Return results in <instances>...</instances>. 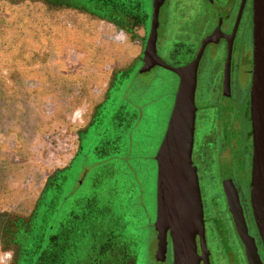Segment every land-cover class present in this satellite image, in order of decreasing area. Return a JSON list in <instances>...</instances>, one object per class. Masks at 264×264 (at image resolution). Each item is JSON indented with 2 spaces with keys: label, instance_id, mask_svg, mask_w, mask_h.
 <instances>
[{
  "label": "rangeland",
  "instance_id": "374dc122",
  "mask_svg": "<svg viewBox=\"0 0 264 264\" xmlns=\"http://www.w3.org/2000/svg\"><path fill=\"white\" fill-rule=\"evenodd\" d=\"M140 1L148 12L147 21L144 26L127 29L70 4L0 0V264H15L16 247L20 252V243L24 246L23 258L41 260L43 250L39 246L46 231L43 218L35 214L38 198L48 180L73 159L79 147V136L91 123L86 138L90 142L93 138L96 141L99 131L108 142L107 129L113 124L118 132L127 134V143H134L135 138L140 141L137 147H127L138 158L152 216L155 156L165 137L179 80L177 74L167 68L156 66L149 72H139V61L151 28L154 0ZM217 11L207 0H166L160 11L157 51L171 64L185 63L196 51L201 30H211L217 17L219 22L222 12ZM230 14L226 27L231 28L237 9ZM177 29L185 32L177 46L181 51L172 57L169 53L175 45L165 38L172 34L178 37L174 35L178 34ZM220 49L225 52L224 44ZM206 63L199 74L196 101L202 109L197 116L192 163H198L199 149L204 153L202 200L212 241L218 211L224 214L220 174L227 168L220 164L223 154H219L218 113L213 107L216 100L213 92L221 88L218 78L222 65ZM129 79L132 85L127 88ZM242 80L245 83L244 78ZM113 81L117 85L111 92ZM248 88L249 84L246 90L237 87L238 105L244 103ZM121 105L127 107L123 108L127 120L118 115L119 110H123ZM239 116L231 132L241 146H247L239 153V174L234 178L244 203L243 192L247 191L251 173L252 138L247 134L251 131L250 119L241 111ZM132 132L138 135L132 137ZM120 143L121 139L120 142L115 139L113 147L109 143L103 150L110 152L111 178L102 180L93 196L79 198L81 210L71 219L73 215L61 218L59 230L55 229L51 236L52 239L56 238L54 235L65 237L64 257L75 256L81 264H89L90 258L96 259V264L103 263L95 248L90 257L85 256L83 252L89 248H79L84 241L93 238L102 241L112 233L115 242H126L130 213L134 225L133 245L138 244L140 238L139 212L136 207H128L127 190L117 184L125 181L128 185L127 175L122 177L117 164V153L123 150L117 146ZM123 165L125 167L126 163ZM85 189H90L89 185ZM216 205L218 210H215ZM8 221L11 223L7 226ZM155 235L154 230L153 239ZM154 244L155 241L150 242L132 264H157L149 257L151 251L154 254ZM113 250V254H120L115 247Z\"/></svg>",
  "mask_w": 264,
  "mask_h": 264
},
{
  "label": "water",
  "instance_id": "95a60500",
  "mask_svg": "<svg viewBox=\"0 0 264 264\" xmlns=\"http://www.w3.org/2000/svg\"><path fill=\"white\" fill-rule=\"evenodd\" d=\"M166 0H154L151 28L144 48V66L148 71L159 65L179 77L174 106L165 137L156 154L158 165L157 219L159 245L166 249L170 233L174 242V264H198L196 236L200 234L205 246L203 202L197 168L192 163L196 129V90L201 58L208 44L227 39V57L223 74V90L231 91V62L234 40L247 0H242L231 34L222 28L220 16L217 27L201 43L196 57L188 64L174 66L167 63L157 51L160 10ZM253 59L250 97L247 114L251 121L252 155L249 196L252 213L264 246V0H253ZM224 168V167H223ZM223 188L227 197L237 233L245 245L249 264H263L255 238L249 233L238 190L228 171H222ZM165 259V251L157 253Z\"/></svg>",
  "mask_w": 264,
  "mask_h": 264
},
{
  "label": "flooded vegetation",
  "instance_id": "af4514ba",
  "mask_svg": "<svg viewBox=\"0 0 264 264\" xmlns=\"http://www.w3.org/2000/svg\"><path fill=\"white\" fill-rule=\"evenodd\" d=\"M242 0H207V2H210L211 5L218 10L222 14L220 15L222 17V24L221 28L226 34H231L232 30L234 28L235 22L233 23V26L226 27V21L227 17H231L229 15L230 12L237 9V14L235 17V21L240 9ZM62 5L68 4L67 2H61ZM252 4L253 0H247L241 21L238 27V30L236 32L235 40H234V47H233V53H232V62H231V91L230 94H225L223 90V74H224V68L226 63V57H227V39L225 37H222L218 43H210L207 45L204 54L201 58L199 70H198V83H197V90H196V99H197V92H198V86H199V74L200 70L204 64L205 61H207L206 64H221L222 70L221 74L218 78L219 83H221L220 89H215L213 98L216 100L213 102V107L216 108L218 113V129L217 134L220 137L219 140V154H223L222 158L220 159V164L227 168V171L229 170L230 175L233 178V181L235 183V176L239 174V164L237 162V159L239 157V150L241 146L239 145L237 141V137L232 134L231 130L233 129L232 125L234 124V119L236 114H240L241 112H244L245 115L247 114V104L250 97V85H251V78H252V59H253V23H252ZM71 6V5H70ZM153 11V10H152ZM161 11V10H160ZM217 11V12H218ZM218 12V13H219ZM93 13V12H91ZM95 14V13H93ZM96 15V14H95ZM246 20L244 21V19ZM220 19V17H219ZM160 20V19H159ZM179 22V21H178ZM218 17H217V23L213 26V28L209 31H202V36L199 38L197 42L196 51L191 56V58L186 61L183 64L180 65H174L171 64L162 54L158 52V54L167 61V63L174 65V66H183L188 63H190L197 55L198 50L201 46L202 40L210 34L218 25ZM161 27V22L160 26ZM182 28V26H180ZM179 29L175 30L178 31ZM185 32L182 29L178 31V34H174L178 37L173 36V34L166 35V40L169 42L174 43V50L173 52H170L169 55L172 57H175V55L181 51L180 47L178 46V43L181 42L182 35ZM159 38V33H158ZM164 41V38H163ZM166 41V42H167ZM158 44V41H157ZM221 44H224L225 46V52L223 53L221 49L219 50V46ZM211 46V47H210ZM223 55V56H222ZM144 53L141 55V59L139 61V72L140 73H146L151 71L154 67H161L162 66L156 65L152 67L148 71H141V69L144 66ZM178 77V75H177ZM245 80V83L243 82V79ZM179 80V77H178ZM114 81L112 83V86L110 88V91L114 90L116 88V81L115 84ZM247 84H249V88L247 91V97L244 101V103L241 105H238L236 102L237 99V87L241 88L244 87L246 90ZM132 85V80L129 79L128 87ZM134 90L135 88H132ZM246 94V92H245ZM112 96V95H111ZM246 96V95H245ZM131 100L133 101V97L131 95ZM127 104H130L129 100H126ZM133 105V104H131ZM197 105V101H196ZM134 106H136L134 104ZM139 106V105H138ZM197 116L198 112L202 109L200 104L197 105ZM136 111L139 112L138 107H136ZM139 116V115H138ZM197 116H196V127H197ZM93 123H91L88 128L85 131H82L80 138V143L77 152L75 153L73 159L70 161L69 164H67L65 167L61 168L57 171V173L48 180L45 190L47 188H53L55 186V183H58L61 187V190L58 192L60 204L63 206L62 209V215L65 218L66 216L73 215L75 217V214L81 210L80 207V200L82 198H89L93 196L96 192L97 186L101 183L102 180H107L111 178L112 169L110 167V158H109V151L104 152L103 150L106 149L108 145H106L103 136V132H97L96 135V141L94 142L95 138L92 139V141H88L86 138H88V131L92 127ZM196 132V129H195ZM91 144H90V143ZM86 143V144H85ZM91 145L89 148L88 146ZM228 145V146H227ZM227 146V147H226ZM234 148L236 150V155H231V150ZM226 153V154H225ZM202 152L200 150H197V160L198 163H194L193 165L197 168L198 178H199V184H200V190H201V196L203 198V185H202V176H203V169L201 168V164L204 161ZM156 157V156H155ZM155 166H156V172L154 175V181H153V192H152V222L151 226L153 229L152 236L154 234V230L156 233V239H153L151 237L150 242L154 243V254L153 251L149 254V257H152L153 260L157 264H174L175 259V248H174V242L172 240V237L170 233H168L167 237V245L166 249L164 247H160L159 245V238H158V232L155 229V221L157 219V183H158V165L157 160L155 158ZM221 169V167H220ZM235 171H237L235 173ZM222 172L220 174V182L223 186L222 182ZM250 181V179H249ZM89 185L90 189H85V187ZM235 186L237 188V184L235 183ZM45 190L40 194L38 198L39 205L40 202L43 201ZM238 190V188H237ZM239 193V190H238ZM244 194V203L242 202V199L240 197V202L244 210L245 218L248 225L249 233L255 238L256 244L258 246V252L260 254V257L264 264V246L262 243V240L259 236L258 229L256 227L252 208H251V202H250V196H249V182L247 183V191L243 192ZM223 194H224V200H225V209L223 211L224 214L219 213L216 219V232L214 234V239L212 241L209 240V227H208V214L207 210L205 208V204L203 203V213H204V223H205V246L202 245L201 242V236L200 234H197L196 236V251H197V263L198 264H249L247 255H246V249L245 245L243 244L242 240L240 239L237 230L235 228V223L232 217V214L229 209L228 201L226 194L224 192L223 188ZM80 198V200H79ZM203 202V200H202ZM218 210V206L216 205L215 210ZM64 210V211H63ZM69 214V215H68ZM14 219V218H13ZM75 219H73L74 221ZM65 221V220H64ZM6 222V220L4 221ZM15 225H18L17 223ZM230 226L231 231L230 232ZM231 233V234H230ZM232 234L234 238L232 237ZM64 238L60 237L58 239V245H59V264H70L69 258L64 257L65 249H64ZM149 242V243H150ZM149 247V244H148ZM153 250V249H152ZM161 250V252L165 251V259H158L157 253ZM19 257V248L16 247V255L14 258V263L16 264V261ZM72 264H79L78 259L73 257Z\"/></svg>",
  "mask_w": 264,
  "mask_h": 264
},
{
  "label": "trees",
  "instance_id": "16d2710c",
  "mask_svg": "<svg viewBox=\"0 0 264 264\" xmlns=\"http://www.w3.org/2000/svg\"><path fill=\"white\" fill-rule=\"evenodd\" d=\"M50 2H67L71 6L84 9L89 12L95 13L99 17H103L109 19L121 27L124 28H135L139 26H144L147 21V11L142 6V2L140 0H47ZM122 106V105H121ZM127 108L126 106H122L123 108ZM120 112L118 115H122L125 120H127L126 111L119 110ZM248 117V116H247ZM241 117L239 114L235 115V122H239ZM249 118V117H248ZM122 132V130H120ZM137 131V130H136ZM125 132V130H124ZM141 133V130L138 133ZM136 132H132V137H136L138 135ZM241 133V132H240ZM107 134H109L108 142L106 144L111 143L113 147V143L115 139L122 140V143L117 145L118 147H123L122 151H119L117 154L119 156L117 160L119 171L121 172L122 177L127 175L128 177V185L127 182L123 183L117 182V177H114L117 184H120L121 189L127 190V204L129 208H134L138 210V220H139V232L140 238L138 239V244L132 243L133 241V232H134V225L131 221V213L129 214V218L127 220L128 223V230H127V238L126 242H115L114 236L112 233L106 235L104 240H95L94 238L90 241H84L79 245V248L86 247L88 250L85 253V256L90 257L93 253V250L98 252V256L102 258L103 263L101 264H132V260L136 259L138 261L141 254L145 248H148V244L152 237V226H151V213L149 210V197L148 191L145 187V184L142 180V173L138 162L136 161V155L134 152H131L127 147L131 145L132 147H137L140 144V141L135 138V142L127 143V134L118 132V129L111 127V125L107 129ZM247 134L250 138H252L251 131H247ZM144 135V134H143ZM243 135V134H242ZM236 136V135H235ZM237 141H240L237 139ZM239 143V142H238ZM240 145V144H239ZM130 146V147H131ZM241 146V145H240ZM244 147V148H243ZM245 146H241L239 152H244L243 149H246ZM231 153L233 152L236 155V150L234 148L230 149ZM146 158V157H143ZM141 160V159H140ZM124 163L126 166L124 167ZM123 167V168H122ZM113 174V173H112ZM61 190V187L58 183H55V186L52 188H47L44 193L43 201L39 203L38 207L36 208V216L39 214L41 215V219L43 218V228L46 231L45 237L46 239L42 240L39 248H42V256L41 260L35 261V257H32L31 260H27L23 258L24 253V246L23 244L20 245V252L18 260L16 264H59V245H58V238L53 236V232L55 229L59 230V222L62 216V209L63 206L60 204L59 194L58 192ZM64 211V210H63ZM69 215V214H68ZM74 215V214H73ZM66 216L64 219L68 218ZM74 216H71L73 218ZM75 221V220H74ZM11 222H7V226ZM42 229V228H41ZM51 234V235H50ZM50 236V237H49ZM49 240V241H48ZM53 240H56L52 242ZM130 243L128 246L127 244ZM119 246L117 247V245ZM82 246V247H81ZM114 247L117 251H120V254H113ZM84 248V249H86ZM92 250V251H91ZM82 252V250H81ZM72 255V253H71ZM120 255V256H119ZM136 257V258H135ZM69 263L72 264L73 257H68ZM89 264H96V259L92 260L89 259ZM79 264L81 261L78 259ZM138 263V262H137ZM97 264H100L97 262Z\"/></svg>",
  "mask_w": 264,
  "mask_h": 264
},
{
  "label": "crops",
  "instance_id": "0c3cea01",
  "mask_svg": "<svg viewBox=\"0 0 264 264\" xmlns=\"http://www.w3.org/2000/svg\"><path fill=\"white\" fill-rule=\"evenodd\" d=\"M153 10V9H152Z\"/></svg>",
  "mask_w": 264,
  "mask_h": 264
}]
</instances>
